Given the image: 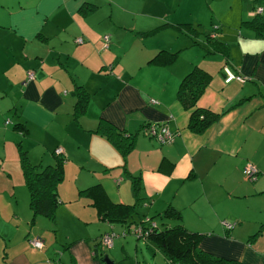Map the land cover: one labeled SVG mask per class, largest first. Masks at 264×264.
<instances>
[{
    "label": "crops",
    "instance_id": "1",
    "mask_svg": "<svg viewBox=\"0 0 264 264\" xmlns=\"http://www.w3.org/2000/svg\"><path fill=\"white\" fill-rule=\"evenodd\" d=\"M165 1L0 0V109L12 113L32 164L53 163L57 148L66 158L54 221L31 223L18 156L25 193L17 196L19 179L10 172L0 178V264H105L99 237L117 230L80 194L95 184L113 203L137 205L141 217L198 233L199 247L215 257L264 264V13L258 29L246 23L264 0H238L217 12L207 0ZM161 50L176 60L151 64ZM224 65L248 79L225 83ZM194 66L211 76L195 107L219 115L201 133L189 128L191 110L177 96ZM148 123L166 124L173 141L148 136ZM108 127L128 139L118 142ZM5 132L0 126L2 177ZM248 162L257 168L253 179L243 175ZM168 208L181 218L160 219ZM63 217L78 229L49 243L44 233L53 224L59 232ZM40 218L51 228L35 230ZM33 238L44 247L32 246Z\"/></svg>",
    "mask_w": 264,
    "mask_h": 264
},
{
    "label": "trees",
    "instance_id": "2",
    "mask_svg": "<svg viewBox=\"0 0 264 264\" xmlns=\"http://www.w3.org/2000/svg\"><path fill=\"white\" fill-rule=\"evenodd\" d=\"M256 17L257 15H254L253 19L246 23L258 29L261 22H259ZM208 38L209 35H207V39ZM217 47L219 46L216 44V48ZM176 58L177 53L161 50L151 58L149 62L155 65H167L174 62ZM210 77L207 71L198 66H194L191 71L182 78L177 90L179 101L185 108L191 110L189 128L197 133L203 132L211 123H214L219 116L218 114L210 113L207 110L195 107L196 101L205 86L209 83ZM85 101L86 95L82 94L77 103V113L83 111ZM19 126L20 125L15 124L14 128L24 132ZM108 129V136L114 133L118 142L128 139L127 137L129 135H126L124 132H118L110 127H108ZM18 147L20 153V166L29 192V206L32 212L31 223H33L38 216H44L54 221L56 209L59 204L57 187L64 177V163L66 158L63 153L56 154L54 151L53 163L46 165H42L41 163L32 164L26 152L21 149L20 144H18ZM80 194L92 201V204L104 220L112 224H135V227L142 226V228L147 231V234L137 238H143L146 242H150L159 248L165 258L164 264H241L236 260L215 257L202 250L199 247L201 235L189 231L181 223L171 226H160L156 220L157 216L149 217L146 215L141 217L137 205L113 203L100 184L82 189L80 190ZM169 216L181 218L179 211L174 208H168L164 215H161L160 219ZM152 222H154L155 225H152ZM231 224L233 227V223ZM108 232L117 233L121 237L126 235L125 231L119 232L113 229L106 231L99 237V246L102 245L100 243L101 236ZM121 233L125 234L121 235Z\"/></svg>",
    "mask_w": 264,
    "mask_h": 264
},
{
    "label": "rangeland",
    "instance_id": "3",
    "mask_svg": "<svg viewBox=\"0 0 264 264\" xmlns=\"http://www.w3.org/2000/svg\"><path fill=\"white\" fill-rule=\"evenodd\" d=\"M166 3L165 0H160ZM187 1H192L193 3H200L203 0H185L184 2ZM211 5V8L215 9V12H217L218 10L222 9V7H227L230 4H233L236 6L238 3V0H207ZM175 2L179 3V0H170L169 3H174ZM181 3H183V0L181 1ZM183 6V5H182ZM140 7V6H139ZM209 9V7H208ZM213 13V12H212ZM203 30H207L208 27L210 26V22H209V17H203ZM214 30H218L217 25H214ZM202 37H204V35H201ZM0 108H2V104L0 102ZM4 109V107H3ZM11 119V123L9 125H5V120L6 119ZM15 119H13V115L12 113L8 112L6 109L2 110L0 109V126L5 128V134L4 136L5 138V142H6V148H5V153L7 154V160L5 161V165H4V175L6 176H0V178L2 179V181L5 180L4 177H7L8 179H10V176H7V174L10 172L12 174V179L14 180V182L16 183L17 180L19 179V185L16 187V194L17 196H22L25 191H26V187L24 185H20V178H21V169L19 167V162H18V157L20 159V153H19V147L18 144H20L21 149L23 151H26V146H27V142L25 140V138H23V136L18 135L16 131H14L12 129V125ZM6 126V127H5ZM22 140V143L21 141ZM10 144H13L14 149H11ZM17 154V155H16ZM27 154V153H26ZM18 156V157H17ZM27 157L29 159L30 162H32L31 160H34V158L32 155H28ZM37 160V159H35ZM18 164V166H17ZM23 187V188H22ZM21 189H23V191H21ZM23 193V194H22ZM60 209V207H59ZM43 219L42 221H44L42 224H39L38 222L34 225L35 230L37 229V231H41L40 230V226H42L43 228L45 227L44 223H47V225H49V228H51V223L47 222V220H45L44 218H40ZM63 222L61 223V229L57 231H53L56 226L53 224L51 231L49 230L48 233H44L45 237L44 238H48L49 239V243L51 241H53L54 244H56V240H58L57 242H61L63 236L67 235V234H71L72 232L76 231L78 229V226L73 225L70 221L64 219L63 217ZM116 224L115 223V228L117 231L122 232L125 231L126 235L124 237H119V238H115L114 243L111 247L107 248L104 245H101V248L104 250V252H99L100 256L103 260V258L105 257V255H107V257L113 262L112 264H162L164 261V256L162 251L157 248L155 245L146 242L143 238H137L136 235L133 233L134 229H135V224L129 225V224ZM71 226L77 228V229H73ZM79 228H82L81 225H79ZM46 234H48V237H46ZM125 243V247L124 249L121 248V244ZM114 250H112L113 246Z\"/></svg>",
    "mask_w": 264,
    "mask_h": 264
},
{
    "label": "built area",
    "instance_id": "4",
    "mask_svg": "<svg viewBox=\"0 0 264 264\" xmlns=\"http://www.w3.org/2000/svg\"><path fill=\"white\" fill-rule=\"evenodd\" d=\"M264 13V6H256L254 10L250 13L251 15H258ZM104 47H108L109 43V36L104 35ZM83 39L77 38L76 42L81 43ZM223 73H224V82L230 83L231 81H238L240 83H244L248 78L246 76H243L241 74L235 73L228 65H224L222 67ZM34 78L33 71H29L27 73V79L28 81L32 80ZM6 124L9 123V120H6ZM143 131L150 137L156 139L160 143H170L173 141L175 134L170 131L168 126L164 123H148L143 127ZM56 154L63 153L61 148H57L55 150ZM257 168L254 166V164L248 162L246 166L243 169V175L246 179H253L256 176ZM152 225H155L154 222L151 223ZM222 224L226 229H231L232 224L226 221H223ZM133 233L136 235V237L145 236L147 234V231L142 228V226H136ZM125 233H121V235H124ZM117 233L114 232H108L101 236L100 243L104 245L105 247L109 248L113 245V242L115 238L119 237ZM30 244L36 248H43L44 243L39 238H33L30 239ZM173 264V263H172Z\"/></svg>",
    "mask_w": 264,
    "mask_h": 264
},
{
    "label": "water",
    "instance_id": "5",
    "mask_svg": "<svg viewBox=\"0 0 264 264\" xmlns=\"http://www.w3.org/2000/svg\"><path fill=\"white\" fill-rule=\"evenodd\" d=\"M105 264H111V261H109L108 257H104L102 260Z\"/></svg>",
    "mask_w": 264,
    "mask_h": 264
}]
</instances>
